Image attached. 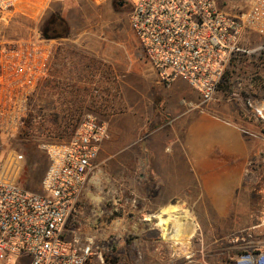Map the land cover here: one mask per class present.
Here are the masks:
<instances>
[{
    "label": "rangeland",
    "instance_id": "1",
    "mask_svg": "<svg viewBox=\"0 0 264 264\" xmlns=\"http://www.w3.org/2000/svg\"><path fill=\"white\" fill-rule=\"evenodd\" d=\"M114 1L43 0L35 7L36 17L21 12L0 15V45L43 36L46 23L60 18L65 36L54 39L55 55L68 60L50 72L32 97V113L44 118L35 127L39 132L0 137V177L41 192L48 168L47 147L67 142L87 114L108 125L115 119L126 120L135 129L132 139L152 140L136 133L142 129L146 134L159 122L156 106L162 100L129 26V12L140 0H130L129 10L120 9ZM246 3L217 0L226 11L243 9ZM258 42L253 37L250 45ZM100 71L108 73V85L98 81ZM225 75L227 92L207 110L187 108L181 119H175L185 143V159L173 163L178 165L176 170L154 179L140 177L136 171L140 161H119L109 157L110 151L101 153L66 229L80 237H96L108 248L106 256L113 264H235L242 252L233 239L264 248V116H255L246 105L248 100L264 102V58L240 55ZM116 99L126 109L118 105L109 116L107 106ZM63 101L70 103L69 109L59 107ZM170 102L173 105V97ZM161 110L160 120L174 125L173 111ZM199 131L213 136V144L201 157L190 153ZM159 135L167 138L165 129ZM18 156L22 159L12 166ZM147 198L161 199L168 206L156 207ZM171 217L182 218L176 229ZM168 228L173 236L166 234Z\"/></svg>",
    "mask_w": 264,
    "mask_h": 264
},
{
    "label": "built area",
    "instance_id": "2",
    "mask_svg": "<svg viewBox=\"0 0 264 264\" xmlns=\"http://www.w3.org/2000/svg\"><path fill=\"white\" fill-rule=\"evenodd\" d=\"M19 1L0 0V15L11 16ZM128 19L159 81L167 87L184 81L199 95L201 107L227 92L221 84L238 56L264 58V0H247L236 11L219 7L217 0H140ZM253 37L259 42L251 46ZM54 42L36 35L0 45V137L15 136L31 113L32 97L57 65ZM246 105L263 119L264 102ZM109 137L106 123L84 115L67 142L47 147L41 192L0 177V264H110L108 248L96 237H80L65 227ZM232 243L242 252L235 264H264V248L238 239Z\"/></svg>",
    "mask_w": 264,
    "mask_h": 264
},
{
    "label": "crops",
    "instance_id": "3",
    "mask_svg": "<svg viewBox=\"0 0 264 264\" xmlns=\"http://www.w3.org/2000/svg\"><path fill=\"white\" fill-rule=\"evenodd\" d=\"M42 3L43 0H20L18 8L15 12H21V14L24 13L28 16L36 17L38 16V12L35 7ZM146 63L147 71L149 70L151 72V78L156 81V84L161 91L160 95L162 97V100H160V103L158 102L159 104H157L156 106L157 116L155 117L157 118V120H159V122L154 123L152 125V128L148 129L146 134L142 133V129L137 130L136 133H138V135H144L143 137L148 136L152 138V140L147 141L148 139H142L141 141H139L137 137L135 139H132V131L135 132V129L132 130L131 123L127 122L126 120L115 119L113 121V124L111 125H108V123L104 122L107 125L110 135L109 138H111V141L109 142V139L102 143L98 151L97 159L101 153L110 151L109 157L115 160L140 161L141 166L136 168L137 175L140 177L152 176L154 179V176L170 175L172 171L176 170V166H178L177 164L173 163L175 161L185 159L182 152L183 145H185V143L182 141L181 136H179V132L181 131L177 129L178 121H176L175 119H181L184 116L185 109L187 110V108H189L190 110H207L208 107L211 106V103H208V106H206L205 108L204 106L201 107L199 95L195 91L190 89L188 85L182 80H175L176 82L174 81L169 87L165 86L159 81L157 74L149 65V63L147 61ZM97 73L98 74L96 75V77L99 76L98 81L102 82H100V84L106 85L107 82H105V79L106 77H108V73L104 71H100ZM110 77L114 78V75H110ZM162 86H164L167 91H164ZM174 87H176L175 90H170V88ZM117 89H119L118 86H116L114 90L118 91ZM178 89L181 90L178 91ZM170 97H173V105L170 104ZM196 99H198L197 103L195 102ZM118 105H121V101L119 99H116V102L114 101L107 106V110L105 113H107L109 116H113ZM121 106L126 109L124 104H122ZM161 109L173 111V113L176 115L174 118V125L172 121L168 120V122H162L160 120V117L163 116V114H161ZM119 110H121V108ZM128 111L129 110H127V112ZM215 127L220 126L215 125ZM182 128L183 124L181 125L180 129ZM163 129H165L167 137L166 139H162L159 135L161 134V131ZM211 134L212 133L208 131H199L197 140L193 142L195 152L193 147L190 146V153H195L194 155L198 157L206 154L207 148L212 143L213 136ZM225 142L227 143L228 141L226 140L224 141V143ZM134 146H136V148ZM133 147L134 151L130 152L132 151L130 149H132ZM163 155L165 156L164 158H162ZM151 160H155V162L153 163L151 162ZM147 199L148 202H151V204L156 207L165 208L168 206L167 202H163V200L161 199L160 201L154 200L155 202L153 200H149V198Z\"/></svg>",
    "mask_w": 264,
    "mask_h": 264
},
{
    "label": "trees",
    "instance_id": "4",
    "mask_svg": "<svg viewBox=\"0 0 264 264\" xmlns=\"http://www.w3.org/2000/svg\"><path fill=\"white\" fill-rule=\"evenodd\" d=\"M48 35V38H59V37H64L65 36V34L64 33H62V34H58V35H52V34H47ZM67 61L68 60H66L65 62L63 61V59H58V57H56V55H55V62H56V66L54 65L53 67H52V69H51V72L55 69V68H58L59 67V65L60 66H64V65H66L67 64ZM65 63V64H64ZM227 82H228V76L227 75H225V77H224V82L221 84V88L223 89V90H225V91H227L226 89L228 88V85H226L227 84ZM60 106V108H62L63 107V109L64 110H67V109H69L70 108V103H68V102H64L63 101V103H60L59 104ZM33 111V110H32ZM32 111H31V113H29V115H28V117L26 118V120L24 121V124H23V126H22V128L19 130L20 132L22 131V132H25L27 135H29L30 133H34V132H39L35 127H36V125H37V123L38 122H42L43 121V117L41 116V113L39 114V113H32ZM233 254V253H232ZM108 261L110 262V264H113V262H114V260L112 259V258H108Z\"/></svg>",
    "mask_w": 264,
    "mask_h": 264
},
{
    "label": "flooded vegetation",
    "instance_id": "5",
    "mask_svg": "<svg viewBox=\"0 0 264 264\" xmlns=\"http://www.w3.org/2000/svg\"><path fill=\"white\" fill-rule=\"evenodd\" d=\"M115 5L120 9L129 10V6L127 3L122 0H115ZM64 23L58 17L51 18L45 25V31L43 35L48 36L47 34L58 35L64 33Z\"/></svg>",
    "mask_w": 264,
    "mask_h": 264
},
{
    "label": "bare ground",
    "instance_id": "6",
    "mask_svg": "<svg viewBox=\"0 0 264 264\" xmlns=\"http://www.w3.org/2000/svg\"><path fill=\"white\" fill-rule=\"evenodd\" d=\"M171 220H172V222H173V224L175 225V227H173V228H175L176 229V226H179V225H181V221H182V218H180V217H178V218H176V217H171L170 218ZM179 224V225H178ZM173 226V225H172ZM168 232H166V234L167 235H172V233L171 232H169V228L168 229H166ZM173 236V235H172Z\"/></svg>",
    "mask_w": 264,
    "mask_h": 264
},
{
    "label": "water",
    "instance_id": "7",
    "mask_svg": "<svg viewBox=\"0 0 264 264\" xmlns=\"http://www.w3.org/2000/svg\"><path fill=\"white\" fill-rule=\"evenodd\" d=\"M46 38H48V36L44 35ZM52 39H56V38H52Z\"/></svg>",
    "mask_w": 264,
    "mask_h": 264
}]
</instances>
